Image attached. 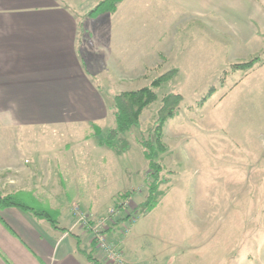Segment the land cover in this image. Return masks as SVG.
Masks as SVG:
<instances>
[{
    "label": "rangeland",
    "instance_id": "1",
    "mask_svg": "<svg viewBox=\"0 0 264 264\" xmlns=\"http://www.w3.org/2000/svg\"><path fill=\"white\" fill-rule=\"evenodd\" d=\"M87 25L98 33L106 27L110 54V71L93 63L106 75L100 84L108 112L96 121L102 133L114 125L112 92L143 87L171 68L179 72L156 89L158 101L143 112L140 129L120 136L130 148L119 155L97 145L88 123L14 128L0 115V147L32 149L29 174L14 185L15 177L6 173L0 192L31 193L43 207L64 213L58 225L73 221L75 231L84 232L85 247L89 233V252L100 264H121L111 251L119 257L123 245L130 255L142 246V264H160L162 255L166 264H264V67L234 70L231 64L248 57H210L182 46L143 69L148 57L140 55V40H123L115 48L108 24L90 20ZM181 41L186 42L166 43ZM97 42L83 38L85 49L102 62L106 51ZM115 62L142 68L132 80L115 82L110 78L113 71L119 74ZM174 91L185 99L165 125L166 151L154 157L165 179L159 205L143 214L133 210L148 193L147 161L138 140L152 125L160 98ZM126 191L129 198L121 196Z\"/></svg>",
    "mask_w": 264,
    "mask_h": 264
},
{
    "label": "crops",
    "instance_id": "2",
    "mask_svg": "<svg viewBox=\"0 0 264 264\" xmlns=\"http://www.w3.org/2000/svg\"><path fill=\"white\" fill-rule=\"evenodd\" d=\"M100 1L0 0V115L14 128L97 124L106 117L100 84L106 75L93 65L106 64L110 71L106 27L102 33L96 27L90 30V20L109 25L107 37L115 48L123 40H140V55L148 57L143 69L154 57L182 46L210 57L260 56L258 67H264V0H123L114 13L86 16ZM85 35L106 51L102 62L85 49ZM176 40L186 42L166 43ZM149 41L160 44L150 47ZM139 68L119 66V74L113 71L110 78L132 80ZM31 152L30 147H0V185L6 173L13 174L14 185L23 182ZM72 222L62 227L81 240L79 250L89 252V233L85 247L84 232H76ZM122 249L121 264L145 263L142 246L132 255L124 245ZM79 250L75 237L53 229L46 220L20 207L0 209V264H93ZM168 256L173 260L171 251ZM165 259L162 255L160 264H166Z\"/></svg>",
    "mask_w": 264,
    "mask_h": 264
},
{
    "label": "trees",
    "instance_id": "3",
    "mask_svg": "<svg viewBox=\"0 0 264 264\" xmlns=\"http://www.w3.org/2000/svg\"><path fill=\"white\" fill-rule=\"evenodd\" d=\"M121 1L123 0H101L95 7L86 13V16L97 18L103 14L114 13L117 5ZM260 62V56H252L247 60L233 63L230 66L234 70L246 72ZM178 72L179 70L177 68H171L152 78V80L143 87L113 92L112 107L114 110V125L104 134L98 124L89 123L93 130L91 136L98 137L97 145L112 148L118 155L128 151L130 148L129 143L123 140L120 141V136L133 129H140L143 112L158 101L156 89L169 82ZM184 99L185 97L180 92L175 91L163 95L160 98L152 125L147 129V133L141 135V138L138 140V144L142 149V155L147 161L146 185L148 193L145 200L133 209L134 211L141 210L143 214H148L159 205V186L165 179L161 175L163 166L160 162L156 161L154 157L156 153H164L166 151L167 146L163 140L165 125L178 111ZM203 100H206V98ZM116 140L119 141V144L114 143ZM24 194H3L0 192V209L10 206L20 207L24 211L46 220L53 229L62 232L67 231L75 237L79 250L81 240L67 229L59 227V210L43 207L33 194ZM130 194V191H126L121 196L129 198ZM91 243L95 245V239H92ZM79 251L84 254L88 261L93 264H100V261L93 256V251L88 253L81 250Z\"/></svg>",
    "mask_w": 264,
    "mask_h": 264
},
{
    "label": "built area",
    "instance_id": "4",
    "mask_svg": "<svg viewBox=\"0 0 264 264\" xmlns=\"http://www.w3.org/2000/svg\"><path fill=\"white\" fill-rule=\"evenodd\" d=\"M105 251H108V249H105ZM111 255H115V257H117V258H118V255H117V254H115V253H113V251H111Z\"/></svg>",
    "mask_w": 264,
    "mask_h": 264
}]
</instances>
